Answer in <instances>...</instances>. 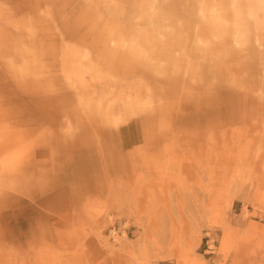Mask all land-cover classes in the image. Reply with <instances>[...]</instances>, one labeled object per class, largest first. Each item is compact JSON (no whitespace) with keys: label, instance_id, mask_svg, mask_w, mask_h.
<instances>
[{"label":"rangeland","instance_id":"rangeland-1","mask_svg":"<svg viewBox=\"0 0 264 264\" xmlns=\"http://www.w3.org/2000/svg\"><path fill=\"white\" fill-rule=\"evenodd\" d=\"M172 1L0 0V264H264V0Z\"/></svg>","mask_w":264,"mask_h":264},{"label":"bare ground","instance_id":"bare-ground-1","mask_svg":"<svg viewBox=\"0 0 264 264\" xmlns=\"http://www.w3.org/2000/svg\"><path fill=\"white\" fill-rule=\"evenodd\" d=\"M197 4L198 3H197L196 0H188V10H189V12L194 10V8H196L198 6ZM222 5L226 8L227 3L224 2V3H222ZM178 7L179 6L177 5V2L175 0H173L169 5L162 6L161 8L163 9V11H166V12H169L171 14L172 13L174 14V13H176L178 11ZM148 18L150 20H154L155 19V17H151V16H148ZM239 28L240 29L242 28V30H243L244 25H240ZM227 38L230 39L231 38L230 35H227Z\"/></svg>","mask_w":264,"mask_h":264}]
</instances>
